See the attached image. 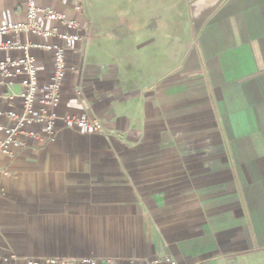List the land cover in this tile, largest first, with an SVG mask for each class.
Returning <instances> with one entry per match:
<instances>
[{"label": "crops", "instance_id": "0c3cea01", "mask_svg": "<svg viewBox=\"0 0 264 264\" xmlns=\"http://www.w3.org/2000/svg\"><path fill=\"white\" fill-rule=\"evenodd\" d=\"M36 1L79 20L83 40L60 41L54 133L29 126L36 137L0 153V264H264V0H138L109 15ZM27 2L0 0V24ZM35 54L44 98L54 61Z\"/></svg>", "mask_w": 264, "mask_h": 264}, {"label": "built area", "instance_id": "2783aa9c", "mask_svg": "<svg viewBox=\"0 0 264 264\" xmlns=\"http://www.w3.org/2000/svg\"><path fill=\"white\" fill-rule=\"evenodd\" d=\"M75 8L83 10V0H75ZM44 22L55 23L46 26ZM81 22L69 17L62 11L42 5L36 0H28L26 17L24 20L7 21L0 24V52L19 51L21 55L10 58H0V87H8L7 92L0 93V99L8 101L20 100L23 111L15 109L3 110L0 108V116L8 118L12 125L0 121V153L13 155L14 147L22 145L19 135L27 133L37 136L34 131L27 128L35 124H44L49 134H53L60 119L57 109L61 103L62 86L68 71L67 47L60 41H82L83 35ZM15 35H32L34 38H26L22 41L13 40ZM36 51L50 53L54 61V70L47 85V96L38 97L40 78L37 64ZM20 87L19 91L15 88ZM41 103V107L37 104ZM64 120L92 132H103L104 127L99 119L68 115ZM83 262L95 264L93 259H83ZM72 261L60 257L29 258L25 264H71ZM168 264H178L176 260H170Z\"/></svg>", "mask_w": 264, "mask_h": 264}, {"label": "rangeland", "instance_id": "374dc122", "mask_svg": "<svg viewBox=\"0 0 264 264\" xmlns=\"http://www.w3.org/2000/svg\"><path fill=\"white\" fill-rule=\"evenodd\" d=\"M144 0H141V3ZM151 0H148L150 2ZM84 2V0H83ZM88 2V0L86 1ZM138 0H90L89 4L95 6V10L98 13H103L104 15H109L110 12H115L117 9H121L122 6H126L132 3L137 4ZM142 18V15L140 16ZM143 18H147L145 15Z\"/></svg>", "mask_w": 264, "mask_h": 264}]
</instances>
